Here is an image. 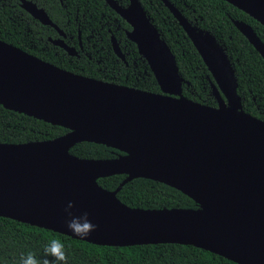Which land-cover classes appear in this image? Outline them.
I'll list each match as a JSON object with an SVG mask.
<instances>
[{"label":"water","instance_id":"water-1","mask_svg":"<svg viewBox=\"0 0 264 264\" xmlns=\"http://www.w3.org/2000/svg\"><path fill=\"white\" fill-rule=\"evenodd\" d=\"M32 17L56 28L44 9L21 0ZM105 2L131 29L160 92L107 82L60 68L0 39V105L68 129L53 139L0 142V216L97 245H193L238 264H264V120L242 109L234 63L209 31L162 0L200 54L215 106L182 94L174 55L139 0ZM264 26V0H225ZM237 29L264 59V44L247 23ZM62 34V33H61ZM73 56L61 39H49ZM114 52L124 59L112 35ZM89 141L122 151L114 158L78 157ZM126 177L114 190L98 178ZM165 183L198 207L132 208L117 198L134 178ZM87 212L97 225L85 238L66 222Z\"/></svg>","mask_w":264,"mask_h":264},{"label":"trees","instance_id":"trees-1","mask_svg":"<svg viewBox=\"0 0 264 264\" xmlns=\"http://www.w3.org/2000/svg\"><path fill=\"white\" fill-rule=\"evenodd\" d=\"M175 57L183 78L182 94L196 102L215 106L209 80L212 77L200 54L177 19L162 0H139ZM192 24L209 31L234 63L237 93L242 109L264 120V59L237 29L233 20L247 23L264 44V26L225 0H168ZM49 18L67 34L66 42L77 48L69 56L48 37L58 33L23 10L18 0H0V39L60 68L83 76L141 90L160 92L147 61L130 41V25L105 0H37ZM126 6L128 0H119ZM78 32L82 49L78 46ZM111 35L119 43L124 59L114 53ZM67 128L54 125L0 105V142L26 143L63 135ZM78 157L114 158L123 153L104 144L82 141L69 149ZM125 174L98 178L107 190H114ZM117 198L132 208H197L186 194L165 183L148 178L126 182ZM65 245L67 264H238L202 248L177 244L105 246L75 239L69 235L0 216V264H19L20 257L32 253L43 262L44 247L52 240ZM51 260V258H48Z\"/></svg>","mask_w":264,"mask_h":264},{"label":"clouds","instance_id":"clouds-1","mask_svg":"<svg viewBox=\"0 0 264 264\" xmlns=\"http://www.w3.org/2000/svg\"><path fill=\"white\" fill-rule=\"evenodd\" d=\"M72 207L73 204L69 202L65 209L70 217L66 222V227L72 235L85 238L96 229L97 225L92 223L87 212L80 215H73L72 212L69 211ZM44 257L42 264H67L68 257L64 243L61 240L52 239L44 247ZM49 257L51 260L48 259ZM19 264H41V261L32 253H28L26 256L22 255L20 257Z\"/></svg>","mask_w":264,"mask_h":264},{"label":"flooded vegetation","instance_id":"flooded-vegetation-1","mask_svg":"<svg viewBox=\"0 0 264 264\" xmlns=\"http://www.w3.org/2000/svg\"><path fill=\"white\" fill-rule=\"evenodd\" d=\"M28 1H32L33 3H35V5L38 7V8H42V9H44L43 7H41V6H39L37 3V0H28ZM115 1H117V2H119V0H115ZM18 2H19V5H20V7L22 8V1L21 0H18ZM129 2V1H128ZM119 4H120V2H119ZM128 4V3H127ZM23 10H25L24 8H22ZM45 10V9H44ZM26 11V10H25ZM27 12V11H26ZM46 12V11H45ZM28 13V12H27ZM47 13V12H46ZM59 28V27H58ZM56 29V28H55ZM59 30L61 31V33H59V31L56 29V31H57V33H58V37H56V38H52V37H48V40L49 39H52V40H54V39H61V40H63L64 42H65V44L67 45V46H72V47H74L75 48V50H76V55H73V56H77L78 55V51H77V48L74 46V45H70V44H68L67 42H66V38H67V34L65 33V31L64 30H62L61 28H59ZM112 36V35H111ZM111 39V38H110ZM50 42V41H49ZM52 43V42H51ZM53 44V43H52ZM54 45V44H53ZM111 45H112V42H111ZM54 46H56V47H59V48H62V47H60V46H57V45H54ZM78 46H79V49H82V42H81V39H80V32H78ZM113 48V47H112ZM63 49V48H62ZM64 51H65V49H63ZM114 51V50H113ZM66 52V51H65ZM67 53V52H66ZM115 53V52H114ZM68 54V53H67ZM116 54V53H115ZM69 55V54H68ZM117 55V54H116ZM69 56H71V55H69ZM118 57V56H117ZM120 58V57H119ZM121 59V58H120Z\"/></svg>","mask_w":264,"mask_h":264}]
</instances>
